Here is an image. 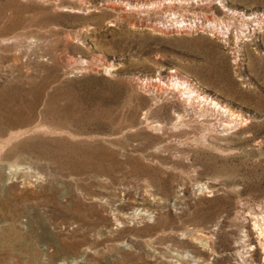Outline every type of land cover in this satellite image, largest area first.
Instances as JSON below:
<instances>
[{"label": "rangeland", "instance_id": "1", "mask_svg": "<svg viewBox=\"0 0 264 264\" xmlns=\"http://www.w3.org/2000/svg\"><path fill=\"white\" fill-rule=\"evenodd\" d=\"M257 217L264 0H0V264H264Z\"/></svg>", "mask_w": 264, "mask_h": 264}, {"label": "bare ground", "instance_id": "2", "mask_svg": "<svg viewBox=\"0 0 264 264\" xmlns=\"http://www.w3.org/2000/svg\"><path fill=\"white\" fill-rule=\"evenodd\" d=\"M172 15L174 17V20L176 23H181L183 22L182 20H180V15L178 14L177 11H172ZM183 15V14H182ZM181 15V16H182ZM245 15V14H244ZM246 16V15H245ZM257 16V15H256ZM184 17V16H183ZM181 17V18H183ZM255 16L250 15V17L248 16V18H252ZM185 18V17H184ZM184 20V19H183ZM262 20V19H261ZM261 20L259 18L254 19V21L257 22H261ZM215 22V21H214ZM217 23V22H216ZM263 23V22H261ZM183 24V23H182ZM243 25H247L248 22L245 21V23H242ZM187 25V24H186ZM185 25V26H186ZM262 25V24H261ZM255 29V28H254ZM258 29H263V26H259ZM242 33L244 34V29H242ZM248 34H246L247 36ZM159 81H163L162 79H158ZM168 80L166 81V85H168L169 87H172L174 89H177L179 92L187 94V99H184L185 102H187L188 107L193 108L195 103H197V105L199 106V110L202 114H212L214 115L216 118L218 119H222L223 121H221L225 126H230L233 124V122L231 120H227L225 119L223 116L225 115L223 112H231L230 115L232 114V116H234V118H237V116H239V114L235 113V111H231L232 109L229 108L228 106L221 104L219 101H217L216 99L212 98L210 95H206L205 93H203L200 88H198L195 84H193L192 82H190L186 77H181V76H172V75H168ZM164 83V82H163ZM179 115V114H178ZM200 116V115H199ZM182 117V116H180ZM179 117V119H180ZM208 117V116H207ZM183 119V118H182ZM221 124V123H220ZM211 132V131H210ZM218 132H222V130H219ZM211 134V133H210ZM196 138V136H195ZM205 143L207 141H204ZM253 211V210H252ZM254 212V211H253ZM251 213V212H250ZM252 214V213H251ZM138 215V214H137ZM136 215V216H137ZM259 215V214H258ZM254 216V214H253ZM257 216V215H256ZM132 218V217H131ZM137 218V217H136ZM263 219V217H261ZM120 219V218H119ZM118 219V220H119ZM263 220H261L259 217H257L254 221V225L257 228V230L259 231L260 237L262 239V236L264 235V222H262ZM123 222V221H122ZM121 223V222H120ZM199 238V237H198ZM200 240V239H199ZM201 242V241H200ZM263 242V241H262ZM262 242L260 244H262ZM203 243V242H202ZM206 243V242H205ZM209 247V244H207ZM207 247V246H206ZM207 247V249H208Z\"/></svg>", "mask_w": 264, "mask_h": 264}]
</instances>
